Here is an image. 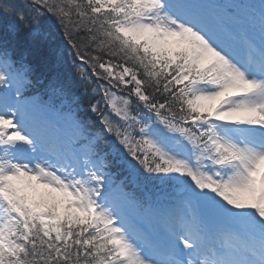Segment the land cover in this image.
I'll use <instances>...</instances> for the list:
<instances>
[{"label": "snow or ice", "instance_id": "1", "mask_svg": "<svg viewBox=\"0 0 264 264\" xmlns=\"http://www.w3.org/2000/svg\"><path fill=\"white\" fill-rule=\"evenodd\" d=\"M220 7L0 0V264H264V0Z\"/></svg>", "mask_w": 264, "mask_h": 264}]
</instances>
